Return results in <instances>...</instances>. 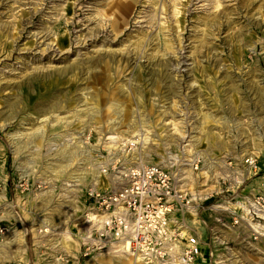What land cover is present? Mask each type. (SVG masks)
<instances>
[{
	"label": "rangeland",
	"instance_id": "1",
	"mask_svg": "<svg viewBox=\"0 0 264 264\" xmlns=\"http://www.w3.org/2000/svg\"><path fill=\"white\" fill-rule=\"evenodd\" d=\"M124 1L0 0V264H143L78 241L138 164L198 196L201 264H264V0Z\"/></svg>",
	"mask_w": 264,
	"mask_h": 264
},
{
	"label": "built area",
	"instance_id": "2",
	"mask_svg": "<svg viewBox=\"0 0 264 264\" xmlns=\"http://www.w3.org/2000/svg\"><path fill=\"white\" fill-rule=\"evenodd\" d=\"M198 166V160L192 163L193 170ZM118 179V185H92L84 194L82 258L105 251L145 264H194L201 242L186 218L196 216L198 196L182 188L175 172L156 164L129 166Z\"/></svg>",
	"mask_w": 264,
	"mask_h": 264
},
{
	"label": "bare ground",
	"instance_id": "3",
	"mask_svg": "<svg viewBox=\"0 0 264 264\" xmlns=\"http://www.w3.org/2000/svg\"><path fill=\"white\" fill-rule=\"evenodd\" d=\"M130 2L131 1H128V0H125L124 2H122L121 4H119L118 5V7H119V10H122V8H124V9H126L127 8V6H129L130 5ZM116 17H114L115 19H114V23H113V27H116L117 28V26H118V24L116 25V22H118L121 18H123L124 17V15H122V13H121V11H119V13H117L116 12ZM178 67V66H177ZM175 70H177L176 69V67L174 68ZM174 70V71H175ZM101 174H103V173H101ZM104 175V174H103ZM95 185H96V187H98V188H100V189H104V188H106L107 186V184L104 182V183H101V185L99 184V185H97L96 184V182H95ZM128 260V259H127ZM130 260V259H129ZM137 262H140V263H143L141 260H139V259H135ZM202 260H205V259H203V254H202V252L199 254V257L196 259V261L194 262V264H201V262H203ZM143 264H145V263H143Z\"/></svg>",
	"mask_w": 264,
	"mask_h": 264
},
{
	"label": "crops",
	"instance_id": "4",
	"mask_svg": "<svg viewBox=\"0 0 264 264\" xmlns=\"http://www.w3.org/2000/svg\"><path fill=\"white\" fill-rule=\"evenodd\" d=\"M202 244H203V243H201V251H202V250L204 251V250H205V248H204V247H205V245H204V246H202Z\"/></svg>",
	"mask_w": 264,
	"mask_h": 264
}]
</instances>
